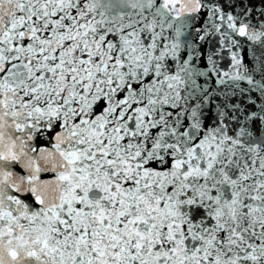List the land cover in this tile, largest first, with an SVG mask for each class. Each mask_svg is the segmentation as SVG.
Listing matches in <instances>:
<instances>
[{
  "label": "snow or ice",
  "instance_id": "6c2138e0",
  "mask_svg": "<svg viewBox=\"0 0 264 264\" xmlns=\"http://www.w3.org/2000/svg\"><path fill=\"white\" fill-rule=\"evenodd\" d=\"M0 264H264V0H0Z\"/></svg>",
  "mask_w": 264,
  "mask_h": 264
}]
</instances>
